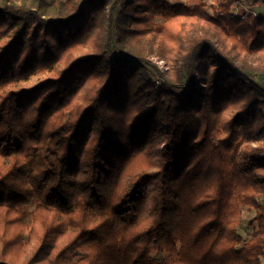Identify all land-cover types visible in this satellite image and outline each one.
Returning <instances> with one entry per match:
<instances>
[{
    "label": "trees",
    "instance_id": "1",
    "mask_svg": "<svg viewBox=\"0 0 264 264\" xmlns=\"http://www.w3.org/2000/svg\"><path fill=\"white\" fill-rule=\"evenodd\" d=\"M236 2L205 18L255 60L171 0L0 6V264H264V13ZM146 21L183 51L172 76L120 49Z\"/></svg>",
    "mask_w": 264,
    "mask_h": 264
},
{
    "label": "rangeland",
    "instance_id": "2",
    "mask_svg": "<svg viewBox=\"0 0 264 264\" xmlns=\"http://www.w3.org/2000/svg\"><path fill=\"white\" fill-rule=\"evenodd\" d=\"M68 0H0V6L5 3H14L16 5L34 8L44 14L45 17H52L66 14L65 3ZM152 0H145L146 3ZM221 0H171L174 5L187 4L191 7L197 6L198 13H194L192 18L184 17L182 26L186 27L190 32H212L213 39L236 61L242 62L244 60H255L259 58V54L249 52L241 48L238 44L232 43L230 40L221 38L212 31L205 18V13L213 15L215 6ZM264 1V0H263ZM202 5V6H201ZM232 12L237 15H245L247 18L250 14L264 13V5L260 0H237L232 6ZM157 22H162V19H156ZM135 23L132 26L133 31L122 35V40L119 43L120 49L123 53L132 56H145L148 59L157 62L168 74L172 76L176 69V62L182 58V49L176 45L175 42L168 40L152 31V23L146 21L142 24ZM140 30V31H138ZM43 75L34 76L27 85H34ZM231 115L229 111L226 115L228 118ZM256 210L254 208L243 207L242 217L238 223L237 230L245 241H248L255 229L254 217ZM243 244L237 247L240 249ZM156 258L166 257V253L153 252Z\"/></svg>",
    "mask_w": 264,
    "mask_h": 264
}]
</instances>
